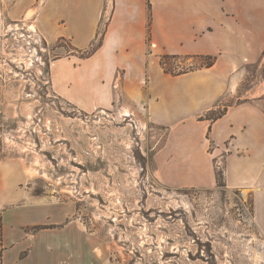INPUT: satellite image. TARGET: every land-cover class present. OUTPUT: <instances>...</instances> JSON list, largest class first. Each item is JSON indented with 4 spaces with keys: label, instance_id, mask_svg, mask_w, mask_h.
<instances>
[{
    "label": "rangeland",
    "instance_id": "rangeland-1",
    "mask_svg": "<svg viewBox=\"0 0 264 264\" xmlns=\"http://www.w3.org/2000/svg\"><path fill=\"white\" fill-rule=\"evenodd\" d=\"M71 50L68 40L48 45L30 20L7 19L0 1V158L23 161L32 194L56 207V221L47 206L37 212L27 228L36 240L15 264H264V174L229 187L220 163L216 187L163 183L153 154L166 127L123 94L84 112L52 91L50 61ZM204 61L167 59L173 70ZM245 71L212 116L257 84L264 91V59Z\"/></svg>",
    "mask_w": 264,
    "mask_h": 264
},
{
    "label": "crops",
    "instance_id": "crops-1",
    "mask_svg": "<svg viewBox=\"0 0 264 264\" xmlns=\"http://www.w3.org/2000/svg\"><path fill=\"white\" fill-rule=\"evenodd\" d=\"M0 1L7 19L32 21L48 45L70 41L72 50L50 61V86L58 97L95 112L115 107L123 94L152 124L168 129L153 154L163 183L216 187L220 163L229 187L264 174L259 84L241 102L225 105L220 117L211 115L238 90L246 65L264 59V0ZM163 54L216 58L211 66L173 75L161 64ZM30 181L23 161L0 158L1 264L10 254L17 255L15 264L23 258L21 244L36 240L27 228L38 224L41 207L56 221V207L34 196Z\"/></svg>",
    "mask_w": 264,
    "mask_h": 264
},
{
    "label": "trees",
    "instance_id": "trees-1",
    "mask_svg": "<svg viewBox=\"0 0 264 264\" xmlns=\"http://www.w3.org/2000/svg\"><path fill=\"white\" fill-rule=\"evenodd\" d=\"M97 47L96 46H93L90 50L84 52V55H89L91 54ZM188 57V56H187ZM186 57V58H187ZM169 58H172V59H178V58H181L180 55H170V54H163L161 55V64L164 68V70L166 72H169L173 75H177V74H181V73H185V72H188V71H191V70H194L195 67H189V68H181L179 70H173L172 67H168V63H167V59ZM203 59H205V61L203 63H201L199 65V67H205V66H211L214 64L215 62V56H203L202 57ZM224 111H222L217 117H220L222 114H223ZM218 183H219V175H218Z\"/></svg>",
    "mask_w": 264,
    "mask_h": 264
},
{
    "label": "built area",
    "instance_id": "built-area-1",
    "mask_svg": "<svg viewBox=\"0 0 264 264\" xmlns=\"http://www.w3.org/2000/svg\"><path fill=\"white\" fill-rule=\"evenodd\" d=\"M29 50L31 51L30 47H29Z\"/></svg>",
    "mask_w": 264,
    "mask_h": 264
}]
</instances>
